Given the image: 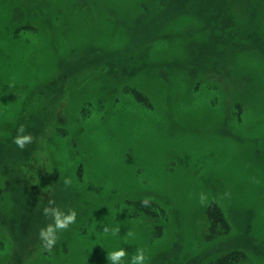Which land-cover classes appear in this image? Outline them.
Masks as SVG:
<instances>
[{
    "label": "rangeland",
    "instance_id": "1",
    "mask_svg": "<svg viewBox=\"0 0 264 264\" xmlns=\"http://www.w3.org/2000/svg\"><path fill=\"white\" fill-rule=\"evenodd\" d=\"M120 248L264 264V0H0V264Z\"/></svg>",
    "mask_w": 264,
    "mask_h": 264
},
{
    "label": "clouds",
    "instance_id": "2",
    "mask_svg": "<svg viewBox=\"0 0 264 264\" xmlns=\"http://www.w3.org/2000/svg\"><path fill=\"white\" fill-rule=\"evenodd\" d=\"M25 126L20 125L17 129V135L13 139V143L21 150H24L25 147L33 142V137L28 134L25 135ZM65 186L71 184L70 179H66L64 181ZM227 195V193L225 194ZM207 200V196L203 193L200 195V203L204 205ZM54 201H49V206L43 209V215L45 217H49L52 220L51 224H48L45 228H42L39 233V238L42 241L43 247L51 251L55 246L57 240L59 239L57 233L67 231L70 225L76 222L77 213L74 209H69L67 213L62 212L59 207H53ZM145 205L148 204V199L143 201ZM105 233H108V229H104ZM119 229H115L112 231V235H117ZM128 236H132V232L127 233ZM128 256L127 251L124 248H120L119 250L112 251L107 253V261H110L111 264H123L124 259ZM148 257L146 256V250L144 248H137L136 251L132 254L131 264H146V260Z\"/></svg>",
    "mask_w": 264,
    "mask_h": 264
},
{
    "label": "trees",
    "instance_id": "3",
    "mask_svg": "<svg viewBox=\"0 0 264 264\" xmlns=\"http://www.w3.org/2000/svg\"><path fill=\"white\" fill-rule=\"evenodd\" d=\"M208 215H209V218H211L212 220H214L216 218L214 221L224 223L222 215L217 208L210 207L208 210Z\"/></svg>",
    "mask_w": 264,
    "mask_h": 264
}]
</instances>
